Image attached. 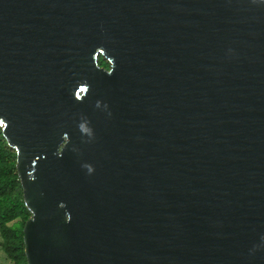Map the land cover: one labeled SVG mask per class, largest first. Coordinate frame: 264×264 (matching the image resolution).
Segmentation results:
<instances>
[{
    "label": "water",
    "instance_id": "95a60500",
    "mask_svg": "<svg viewBox=\"0 0 264 264\" xmlns=\"http://www.w3.org/2000/svg\"><path fill=\"white\" fill-rule=\"evenodd\" d=\"M0 130L26 264H264V0H0Z\"/></svg>",
    "mask_w": 264,
    "mask_h": 264
},
{
    "label": "trees",
    "instance_id": "16d2710c",
    "mask_svg": "<svg viewBox=\"0 0 264 264\" xmlns=\"http://www.w3.org/2000/svg\"><path fill=\"white\" fill-rule=\"evenodd\" d=\"M98 64L106 65L100 57ZM29 215L15 171V151L0 130V249L11 264H26L22 227Z\"/></svg>",
    "mask_w": 264,
    "mask_h": 264
},
{
    "label": "rangeland",
    "instance_id": "374dc122",
    "mask_svg": "<svg viewBox=\"0 0 264 264\" xmlns=\"http://www.w3.org/2000/svg\"><path fill=\"white\" fill-rule=\"evenodd\" d=\"M0 264H11V262L5 257L1 249H0Z\"/></svg>",
    "mask_w": 264,
    "mask_h": 264
},
{
    "label": "flooded vegetation",
    "instance_id": "af4514ba",
    "mask_svg": "<svg viewBox=\"0 0 264 264\" xmlns=\"http://www.w3.org/2000/svg\"><path fill=\"white\" fill-rule=\"evenodd\" d=\"M105 63H106V65L104 66V65H101V64H98V59H97V64L100 66V67H103V68H108V62L105 60V59H103L102 57H100Z\"/></svg>",
    "mask_w": 264,
    "mask_h": 264
}]
</instances>
